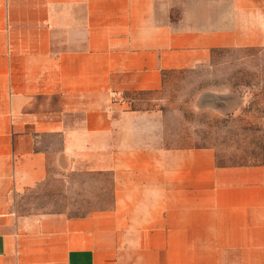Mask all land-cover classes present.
<instances>
[{"label": "crops", "instance_id": "0c3cea01", "mask_svg": "<svg viewBox=\"0 0 264 264\" xmlns=\"http://www.w3.org/2000/svg\"><path fill=\"white\" fill-rule=\"evenodd\" d=\"M247 47L264 0H0V264H264V150L221 166L167 147L162 113L130 100ZM70 174L110 175L111 205L21 212Z\"/></svg>", "mask_w": 264, "mask_h": 264}, {"label": "rangeland", "instance_id": "374dc122", "mask_svg": "<svg viewBox=\"0 0 264 264\" xmlns=\"http://www.w3.org/2000/svg\"><path fill=\"white\" fill-rule=\"evenodd\" d=\"M130 100H137V108L162 113L161 138L167 147H209L221 166L262 160L264 47L214 51L208 63L167 73L160 91ZM20 201L25 214L85 216L111 205V176L52 177Z\"/></svg>", "mask_w": 264, "mask_h": 264}, {"label": "built area", "instance_id": "2783aa9c", "mask_svg": "<svg viewBox=\"0 0 264 264\" xmlns=\"http://www.w3.org/2000/svg\"><path fill=\"white\" fill-rule=\"evenodd\" d=\"M113 98L117 102L125 103L126 100L124 99L123 95L121 93H113Z\"/></svg>", "mask_w": 264, "mask_h": 264}]
</instances>
